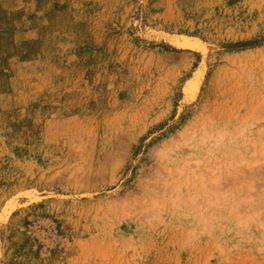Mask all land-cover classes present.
Here are the masks:
<instances>
[{"label": "rangeland", "instance_id": "1", "mask_svg": "<svg viewBox=\"0 0 264 264\" xmlns=\"http://www.w3.org/2000/svg\"><path fill=\"white\" fill-rule=\"evenodd\" d=\"M0 252L264 264V0H0Z\"/></svg>", "mask_w": 264, "mask_h": 264}, {"label": "bare ground", "instance_id": "2", "mask_svg": "<svg viewBox=\"0 0 264 264\" xmlns=\"http://www.w3.org/2000/svg\"><path fill=\"white\" fill-rule=\"evenodd\" d=\"M178 35V34H177ZM174 38H175V36H174ZM177 39H180V43H179V41L177 40ZM176 40H175V42L177 41L178 42V44H177V46L179 47V48H181L183 51H184V53L185 52H188V53H191L192 51H195V50H198V49H200L202 52H204L206 49V47H205V44L198 38V37H190V35L188 36V35H184V34H181L178 38H177ZM174 40V39H173ZM204 72H205V64H204V61H201L199 64H198V66H196L195 67V69L193 70V73H192V75H190L188 78H186V80H184V83H183V85H182V93H183V97H184V99H187V101H192V100H194L195 98H196V96L198 95V92L200 91V83L202 82V78H203V76H204ZM162 148V147H161ZM263 148V147H262ZM166 150V149H165ZM161 151H163V149L161 150ZM160 154H162V153H160ZM216 166V165H215ZM177 168V167H176ZM176 168H175V170H176ZM205 168H206V166H205ZM190 169V168H189ZM192 169V168H191ZM190 169V170H191ZM208 169H210V168H208ZM177 170H179L178 172H182V169L180 168V169H178L177 168ZM213 170H214V168H213ZM212 170V171H213ZM206 171V170H205ZM170 172V171H169ZM191 172H193V171H191ZM203 172H204V170H203ZM211 171H208L207 172V174H208V176H210L211 177V173H210ZM213 173V172H212ZM180 174H182V173H180ZM180 174H178V175H180ZM207 174H206V176H207ZM211 174V175H210ZM219 174V170L217 171V175ZM177 175V176H178ZM200 175V177L199 178H202V179H200L201 180V183L204 185L205 184V181L203 180L204 179V177H203V173L202 174H199ZM214 175V174H213ZM212 176L213 178H211V180L212 181H220L219 179H217L218 178V176ZM220 175V174H219ZM176 176V177H177ZM182 176V175H181ZM207 176V178H210V177H208ZM174 179H176L175 177H173ZM178 178H180V176H178ZM198 179V178H197ZM173 180V179H172ZM180 181V180H179ZM162 182H165V181H162ZM161 182V185L159 184V186H161L162 187V183ZM174 182V181H173ZM165 183H167V182H165ZM217 183V182H216ZM219 183V182H218ZM178 184V183H177ZM165 185V184H164ZM167 185V184H166ZM213 185V184H212ZM215 185H217V184H214V186ZM157 186V185H156ZM178 186V185H177ZM179 187V186H178ZM160 188V187H159ZM163 188V187H162ZM173 188V187H172ZM161 190V189H160ZM0 255H1V252H0Z\"/></svg>", "mask_w": 264, "mask_h": 264}]
</instances>
